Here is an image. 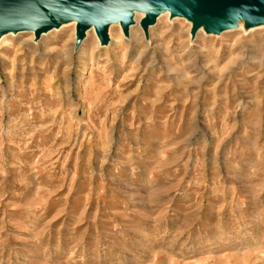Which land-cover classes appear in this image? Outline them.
Returning <instances> with one entry per match:
<instances>
[{
  "label": "rangeland",
  "instance_id": "rangeland-1",
  "mask_svg": "<svg viewBox=\"0 0 264 264\" xmlns=\"http://www.w3.org/2000/svg\"><path fill=\"white\" fill-rule=\"evenodd\" d=\"M189 19L0 42V264H264V26Z\"/></svg>",
  "mask_w": 264,
  "mask_h": 264
},
{
  "label": "water",
  "instance_id": "water-1",
  "mask_svg": "<svg viewBox=\"0 0 264 264\" xmlns=\"http://www.w3.org/2000/svg\"><path fill=\"white\" fill-rule=\"evenodd\" d=\"M242 3L253 19L264 17V0H0V33L32 29L39 34L60 19L74 17L78 19L77 40L92 21L98 37L105 40L107 23L120 17L125 27L131 6L146 11L143 25L153 24L158 13L169 8L192 17L194 27L206 20V27L211 29L222 25L221 16L232 23V9Z\"/></svg>",
  "mask_w": 264,
  "mask_h": 264
},
{
  "label": "bare ground",
  "instance_id": "bare-ground-1",
  "mask_svg": "<svg viewBox=\"0 0 264 264\" xmlns=\"http://www.w3.org/2000/svg\"><path fill=\"white\" fill-rule=\"evenodd\" d=\"M246 5L245 3H242L238 6L233 7V21L232 23H228L226 18L224 16L220 17V20L222 22V25L219 28H211V29H219L218 31H232V30H241L242 33H246L250 30H253L257 27L264 26V17L253 19L250 14L246 12L245 9ZM162 16H165L167 18H173V19H184L187 20L189 23H191V20L189 18H192L184 13H178V12H172L169 8L162 9L158 15L155 18L154 22H157ZM147 18L146 11L141 8H137L135 6H131L129 9V21L126 24L125 27L122 26L123 19L118 18L116 20H110L105 29V40H101L95 30L94 22L92 21L88 27H86L83 30L82 37L80 39H76V41L73 44V51L77 52L81 50L80 52L83 53V58H86V52L88 47L90 46L91 52L90 56H93L92 53V43L94 41H98V39L101 41V45H107L109 43H113L115 47L119 43H117V36L113 38L112 34L114 32H117V28H122L121 36L126 40H132V33L133 29H146L148 25H143V21ZM193 19V18H192ZM193 23V22H192ZM200 24V25H199ZM199 27L197 29L202 30L206 23V20H202L199 23ZM78 25V19L74 17H69L66 19H60L57 24H52L49 28L42 30L39 34H35L34 30L32 29H19V30H8L0 33V42L6 37V36H17V34L21 32H27L31 33L33 36H35L36 40H39V38H42L41 36L49 34V41H53L55 43H58L61 41V39L65 36V34L68 32V30H71L72 36L76 35V29ZM192 25V24H191ZM148 29V28H147ZM204 29V28H203ZM143 31V30H142ZM210 31V30H208ZM216 31V30H215ZM73 41V40H72ZM67 41L64 42V46H66ZM19 57V56H18ZM17 58V56H16Z\"/></svg>",
  "mask_w": 264,
  "mask_h": 264
}]
</instances>
